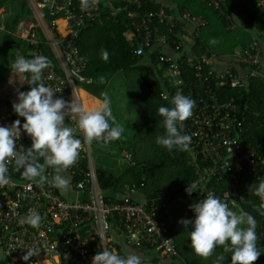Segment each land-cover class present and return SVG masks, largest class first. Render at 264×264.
<instances>
[{
  "label": "built area",
  "instance_id": "built-area-1",
  "mask_svg": "<svg viewBox=\"0 0 264 264\" xmlns=\"http://www.w3.org/2000/svg\"><path fill=\"white\" fill-rule=\"evenodd\" d=\"M84 1L86 4V0ZM28 2L36 23L23 29L19 39L36 48L40 41L33 29L41 30L57 57L61 70L59 73L50 66L46 68L43 83L57 91L61 90L55 96L83 105L77 82L82 79L85 66L77 42L81 30L100 17V0H87V6L83 8H78L75 0ZM129 2L136 6V10L129 12V19L131 43L138 57H143L146 50L153 53L158 46H169L168 35L157 30L158 24L165 26L173 35L177 27L182 29L188 26L194 37L198 35L200 28L207 25L202 14H195L187 9L176 13L139 12L138 9L143 7L145 1ZM208 4L217 9L219 7L217 0H210ZM259 6L264 7V0ZM44 10L55 18L47 21ZM116 13L113 11L111 15L115 17ZM224 16L227 30L238 27L230 14L226 13ZM59 22L63 23L62 28ZM258 36H254L244 48L234 50L232 59L242 68L235 73L214 69V54L206 53L197 57L190 54L185 58H182L183 53L177 58L169 53L159 55L160 62L168 64L165 76L174 87V93L167 90L163 99L172 100L177 92H181L196 101L193 115L180 125L183 134L192 138L186 152L198 177L194 181L198 184L197 190L190 195L196 194L200 200L212 194L220 197L230 210L237 205L238 175L246 171L259 177L262 165L257 151L246 146L241 139L247 112L246 103L234 98L221 101L216 94L220 87L228 86L229 82L235 87L246 88L248 78L257 76L258 71L254 68L262 66ZM181 44H177L178 47ZM34 54L41 55L39 52ZM184 64L194 71L197 91L195 82L187 84V80L181 75L180 66ZM28 90L25 87L22 91ZM12 105L10 101L0 100V126L10 125L16 119L21 120L14 113ZM65 121L73 128L74 136L82 142L77 162L65 172L71 177V199L68 201L50 183L33 182L23 175L21 179H13L11 168L15 162L9 163L10 184L0 187V264H92V258L97 252L110 250L123 256V248L154 250L157 254L145 264H175V260H181L169 225L161 212L166 207L165 203L144 198L140 201L134 199L139 196V189L145 186V178L139 184L126 185V194L120 197L122 201L107 202L96 178L90 143L78 126V116L69 114ZM21 122L23 123L22 120ZM31 142L28 135L21 133L16 142L18 151L26 152ZM123 156L128 163L134 164L128 152L123 151ZM46 175L51 180L54 170L48 168ZM208 183L212 185L209 186ZM219 183L230 187L216 193ZM32 210L42 217L39 228H33L24 222L25 216ZM187 213L188 210L185 209V214ZM24 248H37L40 252L26 262L22 260L27 251Z\"/></svg>",
  "mask_w": 264,
  "mask_h": 264
},
{
  "label": "trees",
  "instance_id": "trees-1",
  "mask_svg": "<svg viewBox=\"0 0 264 264\" xmlns=\"http://www.w3.org/2000/svg\"><path fill=\"white\" fill-rule=\"evenodd\" d=\"M144 1L143 7L138 9L139 12L172 13L187 9L192 13L202 14L206 18L207 25L200 28L198 35L192 38L191 56L197 57L206 53L216 56L233 54L236 48H244L252 38L242 31L246 28L251 33H259L263 63L264 7L259 6L262 0H217L218 9L208 4L210 0H175L176 10L170 9L158 0ZM12 3L14 0H0L1 44H3L1 38L9 43L19 29H28L30 25L36 23L28 0H23L22 12L14 17L6 13ZM75 4L78 8H83L85 1L75 0ZM135 7L129 0H100V17L81 30L77 42L85 66L82 79L77 82L80 89L102 100L105 95L111 93L108 92L109 81L119 74L124 78V86L122 88L115 86L112 94L118 95L119 92L124 94L123 91H125L129 97V105L134 106L138 112L133 134L131 136L122 134L119 140L108 143L116 146L120 153L128 152L134 164L129 163L121 175H115L96 166L95 173L99 187L107 202L122 201L120 198L122 195L116 196L115 194L123 193L126 185L139 184L140 180L145 178V186L139 189V196L134 199L140 201L144 198L165 203L166 207L161 212L169 225L170 234L174 238L175 247L181 257V260L174 261L175 264H214L217 256L221 254L226 257L224 264H228L231 253L225 252L223 246H218L207 258L198 256L192 251L189 240L190 225L185 228L180 221L194 217L190 205L197 202L198 196L189 195L186 188L198 177L190 163L189 154L185 150L169 151L157 142L159 137L166 135L164 118L158 110L162 106L172 107L171 100L163 99V95L167 90L174 93V87L170 85L169 79L165 76L168 64L160 62L159 55L168 53V50H174L180 54L186 52L183 50V44L180 47L177 45L181 42L178 37L182 34L181 28L174 29L173 35L167 31L165 26L156 23L158 24L157 30L168 35L169 46H158L153 53L146 50L143 57H138L131 43L132 33L129 19V12L136 10ZM113 11L117 12L115 17L111 15ZM226 13L230 14L233 22L240 26L231 31L227 30L225 27L227 20L224 16ZM43 14L47 21L55 18L50 16L47 10H44ZM33 30L36 31L40 45L34 48L20 40L18 42L21 50L19 55L32 59L35 57L34 53L39 52L50 61V67L60 73L58 59L43 33L39 28ZM213 40L215 43L211 42ZM103 50L109 52L107 62L101 59ZM185 57L187 55H183L182 58ZM262 69V66L254 68L258 74L248 78L246 88L235 87L229 82L228 86L220 87L216 94L221 101L234 98L236 101L239 99L238 102L246 103L247 112L241 139L246 146L257 151L262 165L259 177L250 175L246 171L241 172L238 175L237 185V205L242 212L252 215L257 221V247L262 254L253 264H264V200L254 194L259 182L264 180V71ZM228 70L233 73L237 72V68L234 69L231 66ZM180 71L182 77L187 80V84L195 82V91H197L198 83L194 71L185 64L180 66ZM115 79L117 78L114 77ZM79 93L83 98L85 108L92 109L98 106V101L83 92ZM109 123L115 126L110 120ZM179 127L183 133L180 125ZM39 162L42 163V158ZM22 171L23 169L17 171L14 164L11 168L12 178L21 179ZM208 185L211 186L212 183ZM229 187L225 183H219L216 193ZM185 209L188 210L187 214H185Z\"/></svg>",
  "mask_w": 264,
  "mask_h": 264
},
{
  "label": "clouds",
  "instance_id": "clouds-1",
  "mask_svg": "<svg viewBox=\"0 0 264 264\" xmlns=\"http://www.w3.org/2000/svg\"><path fill=\"white\" fill-rule=\"evenodd\" d=\"M87 6V0L86 4ZM215 43V41H211ZM101 59H109V52L103 50ZM50 66L47 57L38 55L26 59L17 55L11 63L12 78L9 83L27 82L28 91L17 94V102L12 105L14 113L23 118L14 120L10 125L0 126V187L10 184L9 163L15 162L16 170L23 169L25 179L38 183H50L53 187L68 191L71 177L64 175L74 165L82 150V142L74 136V130L66 126L65 119L69 114L78 116V126L83 131L88 143L93 140L110 143L119 140L122 128L111 126V101L105 95L98 106L85 108L80 103L66 101L54 94L60 91L43 83V72ZM172 107H160L159 113L164 118L166 135L157 142L167 148L187 150L191 144V136L183 134L179 125L193 115L196 101L189 96L177 92L171 100ZM21 133L31 138V146L26 152L18 151L16 142ZM24 149L23 146L20 147ZM43 158V163L39 162ZM48 168L54 169V175L49 180L46 175ZM198 184H188L186 192L190 195L196 192ZM254 194L264 200V180H261ZM194 213L192 219H183L180 223L188 228L192 251L201 257L211 256L218 246H223L225 252H230L228 264H253L262 252L257 247V221L248 214L239 215L229 209L228 205L212 194L190 205ZM24 222L33 228H39L41 215L35 210L30 211ZM27 249L22 256L23 261L39 254L37 248ZM226 257L218 255L214 264H224ZM92 264H144V258L137 253L120 255L116 251L104 250L97 252L92 258Z\"/></svg>",
  "mask_w": 264,
  "mask_h": 264
},
{
  "label": "crops",
  "instance_id": "crops-1",
  "mask_svg": "<svg viewBox=\"0 0 264 264\" xmlns=\"http://www.w3.org/2000/svg\"><path fill=\"white\" fill-rule=\"evenodd\" d=\"M158 1H160L163 4L167 5V7H169L172 10H176V1L175 0H158ZM22 2H23V0H14V3L9 5V7L7 8V12L6 13L9 14V15H12L13 17L14 16H18V14L22 12L21 11ZM176 12H178V11H175L174 13H176ZM1 16H2V12L0 11V18H2ZM59 25H60L61 28L64 26V25L62 26V23H60V22H59ZM239 26L240 25H238V27ZM21 31H23L22 28L19 29L15 33L14 39L12 41H9V43H7L2 38H1V40L3 41V44L0 43V51L2 49L6 50V53H8V57H9L8 58V62L9 63L4 67V74H2V72H0V100H4L5 99V100H9L12 103L17 102V94H18V92L22 91L23 88L29 86L27 82H24L22 85L19 82H16V83H13V84L9 83V79L12 78V72H11V68H10L11 63L16 59L17 55H19L20 52H21L20 48L18 47V42L20 41L19 36H20ZM181 31H182V34L179 35V39H180L181 43L183 44V50L186 51L183 54L184 55H190V54H192V46H193L192 29L190 27H188V26H184L181 29ZM242 31L244 33L248 34L249 36H251L252 38L254 36H258V34H259V33L256 34L255 32L251 33L246 28L242 29ZM258 37H260V36H258ZM4 41L7 43V45H6V43ZM236 49H240V48H236ZM169 52L170 51L168 50V53ZM230 66L232 68H234V69L237 68V70H236L237 72L242 69L239 66H237L236 62L232 59V54L229 53V54H227L225 56H216L214 54V62H213L214 69L224 71V70H228L230 68ZM262 68H263L262 70L264 71V60H263V63H262ZM79 91L85 93L86 95H88L89 97L94 99L95 101H98V103H99V101H101V100L97 99L96 97H94L93 95L89 94L88 92H86L83 89H79ZM82 100H83V98H82ZM82 106H84V103H83ZM20 118L23 121V118L22 117H20ZM65 123H66V126H68V123L66 121H65ZM42 163H43V158H42ZM63 174L66 175L65 173H63ZM60 192L68 201L71 199V196H72V193H73L72 190L70 192L71 194L69 193V191L60 190ZM124 194H126L125 190L123 191V193H116L115 195L116 196L117 195L120 196V195H124ZM153 251L154 250H147V249L134 250V249H131V248H123V252L125 254L126 253H137V254H140L144 258V264H145V262L148 259L153 258L157 253L154 251V254L152 256L151 255L145 256V254H143V253L150 254ZM148 257H150V258H148Z\"/></svg>",
  "mask_w": 264,
  "mask_h": 264
},
{
  "label": "rangeland",
  "instance_id": "rangeland-1",
  "mask_svg": "<svg viewBox=\"0 0 264 264\" xmlns=\"http://www.w3.org/2000/svg\"><path fill=\"white\" fill-rule=\"evenodd\" d=\"M169 54L174 58L180 56V53L174 50L170 51ZM8 58H9L8 53H6V50L2 49L0 51V72H2V74H4V67L9 63ZM114 77H116L117 79L114 80ZM114 77L113 80L111 79L109 81L108 92L111 93L107 95V97L111 101L112 118L110 119V122L115 126L121 127L123 130L122 134H125L126 136H131L135 130L134 124L135 121L137 120L138 112L135 110L134 106L129 105L128 103L129 97L127 94H125V91H123L124 94H122L121 92H119L118 95L112 94L114 93L113 89L115 88V86L122 88V86H124L125 83L124 78L119 74H116V76ZM82 104H83V100H82ZM123 147L126 148V146ZM90 149H91L92 161L95 165V168L97 166L99 168L106 169L107 171L115 175H121L123 174L125 168L129 164L127 159L123 156V153H120L116 146L109 145L108 143H101L96 141V142H91ZM68 191L69 193L71 192V187L70 190ZM231 210L237 213L238 215L242 212L238 205L233 206ZM143 254H145V256L148 255L152 256L154 254V251L151 252L150 254L148 253H143Z\"/></svg>",
  "mask_w": 264,
  "mask_h": 264
},
{
  "label": "bare ground",
  "instance_id": "bare-ground-1",
  "mask_svg": "<svg viewBox=\"0 0 264 264\" xmlns=\"http://www.w3.org/2000/svg\"><path fill=\"white\" fill-rule=\"evenodd\" d=\"M60 23H62V22H60ZM62 26H63V23H62Z\"/></svg>",
  "mask_w": 264,
  "mask_h": 264
}]
</instances>
